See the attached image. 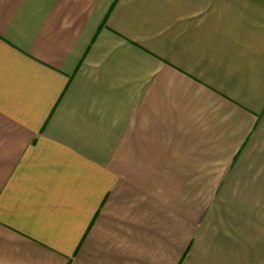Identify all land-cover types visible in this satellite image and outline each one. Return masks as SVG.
<instances>
[{"label":"crops","instance_id":"0c3cea01","mask_svg":"<svg viewBox=\"0 0 264 264\" xmlns=\"http://www.w3.org/2000/svg\"><path fill=\"white\" fill-rule=\"evenodd\" d=\"M0 264H264V0H0Z\"/></svg>","mask_w":264,"mask_h":264}]
</instances>
